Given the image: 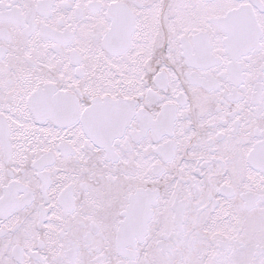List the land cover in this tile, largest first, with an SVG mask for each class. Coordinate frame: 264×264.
Here are the masks:
<instances>
[{
  "label": "snow or ice",
  "instance_id": "obj_1",
  "mask_svg": "<svg viewBox=\"0 0 264 264\" xmlns=\"http://www.w3.org/2000/svg\"><path fill=\"white\" fill-rule=\"evenodd\" d=\"M0 264H264V0H0Z\"/></svg>",
  "mask_w": 264,
  "mask_h": 264
}]
</instances>
